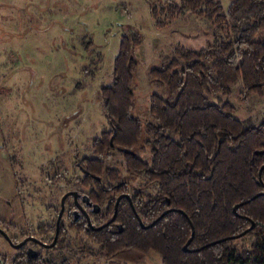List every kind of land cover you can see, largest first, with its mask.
Wrapping results in <instances>:
<instances>
[{
	"label": "trees",
	"instance_id": "16d2710c",
	"mask_svg": "<svg viewBox=\"0 0 264 264\" xmlns=\"http://www.w3.org/2000/svg\"><path fill=\"white\" fill-rule=\"evenodd\" d=\"M162 10L171 19L189 10L225 36L199 50L178 46L166 66L151 71L166 85L168 96L152 95L151 120L144 124L134 115L133 89L135 49L142 37L139 32L123 35L113 83L102 90L110 129L94 140L102 157L83 160L88 173L84 185L90 201L102 207L96 215L101 224L113 216L119 192L131 193L132 203L125 200L119 206L116 221L122 232L112 227L87 230L81 223L71 228L85 232L109 259L136 251L156 253L161 264H264V152L256 154L264 151V120L246 124L236 117L235 105L220 97L240 84L245 96L264 98V0H234L228 10L221 0H181V5ZM151 13L158 27L167 24L156 7ZM145 134L150 159L122 153L123 166L130 175L146 178L154 193L131 192L129 180L106 160L118 148L136 152ZM45 230L40 227L39 232ZM61 231L64 235L63 227ZM13 264L55 263L21 252Z\"/></svg>",
	"mask_w": 264,
	"mask_h": 264
},
{
	"label": "rangeland",
	"instance_id": "374dc122",
	"mask_svg": "<svg viewBox=\"0 0 264 264\" xmlns=\"http://www.w3.org/2000/svg\"><path fill=\"white\" fill-rule=\"evenodd\" d=\"M233 1L221 0L225 10ZM172 3L181 5V0H0V227L13 243L26 235L45 242L52 238L53 233L39 235V227L54 222L65 193L81 188L75 183L81 175L78 164L84 167L86 157H102L93 147L110 129L102 90L113 83L125 33L142 37L135 49L133 89L134 115L144 124L151 120L152 95L168 96L166 85L151 71L166 66L178 46L199 50L224 38L210 21L189 10L168 18L162 9ZM152 7L165 26H157ZM220 97L235 105L236 117L246 124L264 120V98L245 96L240 84ZM147 138L136 150L144 160L150 159ZM106 160L129 180L131 192H155L146 178L128 173L119 150ZM38 251L55 264L66 259L70 264H161L156 253L136 251L109 259L76 229ZM19 253L1 233L0 264H13Z\"/></svg>",
	"mask_w": 264,
	"mask_h": 264
},
{
	"label": "flooded vegetation",
	"instance_id": "af4514ba",
	"mask_svg": "<svg viewBox=\"0 0 264 264\" xmlns=\"http://www.w3.org/2000/svg\"><path fill=\"white\" fill-rule=\"evenodd\" d=\"M111 145H112V143H111ZM117 150H119L121 153H124L119 148ZM78 167L81 170V175L79 177H76V178L79 179V180H81V184L80 185L77 184L81 188L75 190V191H77L79 193V195H77V197H75L74 195H69L66 198V200H65V210H64V214L62 216L61 222H60V233H59V237H58V240H57V243L56 244L59 243L60 239L63 236L65 237L66 233L69 230L72 229L71 226L72 225H75V223H81V224H83L85 226V228L87 230H89V227H88L89 226V221H91V223L93 224V226L95 228L102 227L106 223L110 222L111 219L113 218L114 214H115V208H116V204H117V199L120 196H123V197H122V199L120 200V202L118 204V209H119V206L121 204H123V202L125 200H129L132 203V197H131L132 194L131 193H127L125 191L119 192L117 194V196H116V201H115V205H114V214H113V216L111 218H109L106 221V223L101 224L97 220V216L96 215L101 212L102 207L99 204L92 203L91 201L87 202V201L84 200V196L87 195V192L89 191V188L86 185H84L85 183H87L88 173H87L86 168H84L83 166H81V164H78ZM64 195H63V197H64ZM127 195L130 196V197H127ZM63 197L61 198L60 209H59V211L57 213V217L54 220V222L52 224H50V225H47V228L44 227V229H46L44 233H40L39 232V235H41V236H43V235H49V234L53 233V237L50 238L47 242H45L42 239H38L34 235H26L25 237H23V239L19 243L23 242L25 239H28V241L21 248L18 249V252H20V253L21 252H24L27 255L28 249L32 248V249H34L36 251V255H35L34 258H42L43 257L41 255V253L38 251V248H40V247H50L49 245L52 244L53 241L55 240L56 230H57V222H58L59 213H60L61 208H62V199H63ZM89 200H90V198H89ZM94 205H99L100 206L98 212H95L94 211V209H95L94 208ZM117 214H118V211H117ZM116 219H117V216H116ZM116 219L114 221L110 222L109 225L104 226V227H112V230L113 231L119 232V227L118 226L120 225V223L117 222ZM40 227H42V226H40ZM40 227H39V231H40ZM62 227H63L64 232H65L64 235L61 234ZM90 229H93V228H90ZM93 230H96V229H93ZM9 243H10V241H9ZM4 264H6V263H4Z\"/></svg>",
	"mask_w": 264,
	"mask_h": 264
},
{
	"label": "water",
	"instance_id": "95a60500",
	"mask_svg": "<svg viewBox=\"0 0 264 264\" xmlns=\"http://www.w3.org/2000/svg\"><path fill=\"white\" fill-rule=\"evenodd\" d=\"M112 145H113V142H112ZM120 150H121L122 152H124V153L132 154V155H135V154H136L135 151H133V150H129V149H125V148H120ZM263 152H264V151H257L256 154H260V153H263ZM263 170H264V166L261 167V169H260V173H262ZM98 179L101 180L100 177H98ZM261 194H264V192L261 193ZM261 194L256 195V197H258V196L261 195ZM69 195H74L75 197H77V195H79V193H78L77 191H70V192H68V193H66V194L64 195V197H63V199H62V208H61V211H60V213H59L58 222H57L56 237H55V240L53 241V243L49 245L50 247L54 246V245L57 243V240H58V237H59V233H60V222H61L62 216H63V214H64V210H65V200H66V198H67ZM122 197H123V196H120V197L117 199V204H116V208H115V214H114V216H113V218L111 219L110 222H112V221H114V220L116 219L117 211H118V204H119L120 200L122 199ZM127 197H130V196L127 195ZM84 200L87 201V202L90 201V200H89V197H88L87 195L84 196ZM94 208H95L94 211H95V212H98L100 206H99V205H94ZM239 208H240V204L236 205L235 208H234L235 212H237V210H238ZM166 213H168V211H166L165 213H163V214H162L157 220H159V219H161L163 216H165ZM137 217H138V219L140 220V223H141V225H142L144 228L149 227V226H146V225L142 222V219H141L139 216H137ZM157 220H156L154 223H152L150 226H153V225L157 222ZM110 222L106 223V224L103 225L102 227L109 225ZM254 226H255V223L252 224V227H251V228H253ZM88 227H89V229H90V228H93V229H96V230H99V229L102 228V227L95 228V227L93 226V224L91 223V221H89V226H88ZM118 227H119V232H122V231H123V225L120 224ZM251 228H250V229H251ZM248 230H249V229H248ZM248 230L245 231L243 234H246V233L248 232ZM0 232L5 236V238H6L8 241H10L11 245H12L13 247L17 248V249L21 248V247H22V246L28 241V239H25L23 242L18 243V244H15V243H13V241L11 240L10 236L8 235V233H7L4 229H2L1 227H0ZM192 239H193V237H192V238L188 241V243L185 245L184 249H185L186 251L189 249V245H190ZM27 255H28L29 258H34L35 255H36V251H35L34 249L30 248V249H28V251H27Z\"/></svg>",
	"mask_w": 264,
	"mask_h": 264
}]
</instances>
